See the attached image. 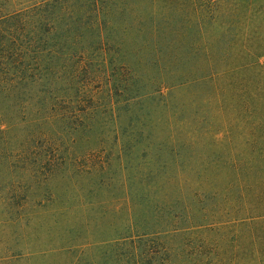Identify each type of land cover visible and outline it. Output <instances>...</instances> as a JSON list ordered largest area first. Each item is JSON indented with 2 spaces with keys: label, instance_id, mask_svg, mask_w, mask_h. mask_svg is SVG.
<instances>
[{
  "label": "rangeland",
  "instance_id": "rangeland-1",
  "mask_svg": "<svg viewBox=\"0 0 264 264\" xmlns=\"http://www.w3.org/2000/svg\"><path fill=\"white\" fill-rule=\"evenodd\" d=\"M188 7L0 0V264H264V131L170 77Z\"/></svg>",
  "mask_w": 264,
  "mask_h": 264
},
{
  "label": "trees",
  "instance_id": "trees-1",
  "mask_svg": "<svg viewBox=\"0 0 264 264\" xmlns=\"http://www.w3.org/2000/svg\"><path fill=\"white\" fill-rule=\"evenodd\" d=\"M185 1L191 9L190 13L194 14L187 25L190 38L187 40V52L181 41L179 43L183 49L173 52V61L178 62L183 69L171 68L170 77L182 78L188 74L196 80L201 79L215 91L213 94L208 92L206 102L214 99L220 110L229 109L237 115H252L253 127L264 131V0ZM3 23L0 21V30ZM201 31L202 41L197 44L199 38L194 36ZM11 51V42L3 34L0 37V84L3 86L9 79V71H14L21 80L26 76L23 69L25 55L20 54L16 64H13L10 60ZM189 57L198 58L188 66L185 63ZM258 139L262 146L258 158L250 156L251 160L245 167L247 173L241 172V175H246L249 182V178H254V182L260 184V197H256L264 201V167L258 168V177L250 175L258 161L264 165V134ZM243 157L240 154L238 162L235 159L232 164H242ZM7 186L8 192L13 189L11 182ZM254 205L264 207L259 203Z\"/></svg>",
  "mask_w": 264,
  "mask_h": 264
}]
</instances>
